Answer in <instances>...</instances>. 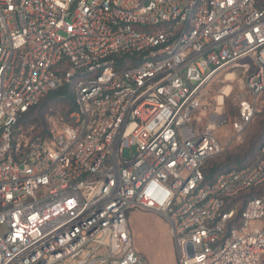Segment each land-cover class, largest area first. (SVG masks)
Returning <instances> with one entry per match:
<instances>
[{"label":"built area","instance_id":"built-area-1","mask_svg":"<svg viewBox=\"0 0 264 264\" xmlns=\"http://www.w3.org/2000/svg\"><path fill=\"white\" fill-rule=\"evenodd\" d=\"M235 70L238 136L264 92V0H0V264H150L135 211L165 218L176 264H264V198L243 200L264 142L244 167L202 171L231 86L205 121L202 96ZM63 83L67 123L21 132Z\"/></svg>","mask_w":264,"mask_h":264},{"label":"rangeland","instance_id":"rangeland-1","mask_svg":"<svg viewBox=\"0 0 264 264\" xmlns=\"http://www.w3.org/2000/svg\"><path fill=\"white\" fill-rule=\"evenodd\" d=\"M234 75L233 79L228 80L231 76L228 77L226 73H219L205 87V93L202 96V102L206 107L203 114V121H205V117L216 109L217 95L222 92L225 86H231L230 93L224 96L221 109L226 117V123L217 130L222 150L211 158L210 161L213 162H219L227 153L237 151L242 146L248 147L252 140L258 141L264 137V132L261 128L263 126L262 120L264 119V110H262L264 107V93L257 100L254 116L242 132L236 136L230 128L231 121L237 116L239 101L247 96L240 82L239 70H235ZM225 76L227 77L225 78ZM66 110L67 106L62 102L57 99H51L47 102L42 112L34 114V118L38 120L36 121L37 123L30 124L26 121L23 128L29 133H33L36 128H42L37 125L38 122L45 121L49 128L54 132H58L67 123L65 116L62 115V112ZM134 152V148H124L123 157L128 158ZM254 155L256 157L257 152ZM209 162L204 166L207 165L209 167ZM262 184L261 187L264 186V182ZM129 225L135 248L146 257L150 264H176L175 245L169 234L168 224L164 217L155 212L135 211L129 216Z\"/></svg>","mask_w":264,"mask_h":264},{"label":"trees","instance_id":"trees-1","mask_svg":"<svg viewBox=\"0 0 264 264\" xmlns=\"http://www.w3.org/2000/svg\"><path fill=\"white\" fill-rule=\"evenodd\" d=\"M74 98L75 96L73 91V85L71 83H63L56 89L51 90L46 94V96L42 99V101L39 104L30 108L26 113H24L21 116V118L17 122V125L21 129L20 131L26 133L30 137H39L42 139L50 136L53 130L49 128V125L45 121H39L37 125H40V127L42 128L41 129L36 128L35 130L33 129L34 130L33 133H29V131H26L23 127L25 126L26 121H28L30 124L37 123L36 121L38 120L34 118V114H38L39 112H42L43 109L46 107L47 102L51 99H57L60 102H62L65 106H67V110L62 112V115L65 116L66 120H68L69 114L76 110V104ZM262 110H264V107ZM255 111H256V106H255ZM262 125L263 126L261 128L262 131L264 132V119L262 120ZM263 142H264V137L258 141L252 140V143L248 147L242 146L237 151L227 153L222 160H219V162L216 161L213 162L210 161L211 159H209L208 160V162L210 161L209 167H207V165L203 166L202 171L206 175L209 181H213L220 173L224 171H227L232 168L244 167L248 165L250 161L255 157L254 153L258 152ZM262 185L263 184L261 183L256 186H252L248 190H246L243 194V198H244L243 200L246 201L247 199L256 198V197L264 198V186L261 187Z\"/></svg>","mask_w":264,"mask_h":264},{"label":"bare ground","instance_id":"bare-ground-1","mask_svg":"<svg viewBox=\"0 0 264 264\" xmlns=\"http://www.w3.org/2000/svg\"><path fill=\"white\" fill-rule=\"evenodd\" d=\"M223 91H224V93H229L228 91H229V88L228 87H224V89H223Z\"/></svg>","mask_w":264,"mask_h":264}]
</instances>
